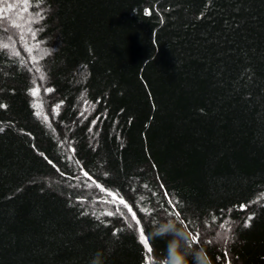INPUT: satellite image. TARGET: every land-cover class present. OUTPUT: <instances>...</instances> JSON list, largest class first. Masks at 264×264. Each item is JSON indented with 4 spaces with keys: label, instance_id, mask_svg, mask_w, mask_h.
<instances>
[{
    "label": "trees",
    "instance_id": "16d2710c",
    "mask_svg": "<svg viewBox=\"0 0 264 264\" xmlns=\"http://www.w3.org/2000/svg\"><path fill=\"white\" fill-rule=\"evenodd\" d=\"M0 8V264H157L174 205L211 264H264V0Z\"/></svg>",
    "mask_w": 264,
    "mask_h": 264
},
{
    "label": "clouds",
    "instance_id": "9594fccd",
    "mask_svg": "<svg viewBox=\"0 0 264 264\" xmlns=\"http://www.w3.org/2000/svg\"><path fill=\"white\" fill-rule=\"evenodd\" d=\"M182 225L175 217L161 220L153 227L152 238L166 239L165 255L157 264H211L203 248H193V234ZM93 264L100 262L97 259Z\"/></svg>",
    "mask_w": 264,
    "mask_h": 264
},
{
    "label": "snow or ice",
    "instance_id": "6c2138e0",
    "mask_svg": "<svg viewBox=\"0 0 264 264\" xmlns=\"http://www.w3.org/2000/svg\"><path fill=\"white\" fill-rule=\"evenodd\" d=\"M4 2H5V0H0V4H2ZM24 2L27 3V0H24ZM12 9H13V5L11 3L7 4V10L10 11ZM24 11L26 12L27 11V8H24ZM4 12H5V9L4 8H0V20H3V19L6 18L4 16ZM13 23H15V22H13ZM30 31L32 32L33 37H35L36 31H39V29H36V30H31L30 29ZM8 47H9V45L7 43H0V49H7ZM47 91L48 92H51L52 89L49 88V89H47ZM38 94H39V89L38 88L33 89L31 91V95L32 96H37ZM37 115H39V112H37ZM77 163H79V162L77 161ZM83 174H84V176L88 177L89 180H92V177L89 176L87 172H84ZM92 183L93 184H96L95 181H92ZM89 187H91V185H89ZM96 187L97 188H100V191L101 192H104L105 191V189L103 187H101V185H99V184H96ZM145 187H147V185H145ZM107 195L110 196V197H112V199L114 201L117 200L116 195L112 191H107ZM165 195H168V194L165 193ZM140 199L143 200V197H141ZM107 202L108 201H105V203H107ZM118 202H119V204L124 205V208H126L128 210V212L131 213V219L133 221H135L136 225H140V220L137 219L136 213L133 212L132 208L125 201V199L123 197H120L119 200H118ZM176 203H179V202H176ZM169 204H172V201L171 200H169ZM120 211L121 210L119 208H116L115 213L113 211H106V212L101 213L100 215L101 216H113L116 213H120ZM142 211H144L145 214L148 215V216H151L152 215V212L149 209H142ZM85 214H87V213H85ZM93 215L96 216V213H93ZM167 215L169 217H172L174 215L176 218H178L179 221H181L182 223H184V221L181 220V218H180V215H181L180 212L175 211V205L173 206V210L172 211L167 212ZM96 218L99 219L100 217L97 216ZM251 218L252 217H249L248 219L251 220ZM157 222H158L157 220L153 219V224H156ZM244 226L245 227H248L249 224L246 222ZM221 227L223 228V227H225V225L222 224ZM128 228L129 229L133 228V225L131 223H129L128 224ZM138 231H139V241H140V243L143 245V247H144V249L146 250L147 253H149V254L152 253L153 249L149 245V238H148V236H146L144 228L143 227H140L138 229ZM230 232H231V226H228L226 228V235L224 237L226 243H227V241L229 239H231V237L229 235H227V233H230ZM198 242H199V234L196 233V234L193 235V243H198ZM227 256H228V254L227 253H224V257L227 258ZM146 259H147V264H152V261H151V258L150 257H148ZM226 264H231V261L230 260H226Z\"/></svg>",
    "mask_w": 264,
    "mask_h": 264
},
{
    "label": "rangeland",
    "instance_id": "374dc122",
    "mask_svg": "<svg viewBox=\"0 0 264 264\" xmlns=\"http://www.w3.org/2000/svg\"><path fill=\"white\" fill-rule=\"evenodd\" d=\"M225 235L226 234H218L217 236H216V242H219L221 239H224V237H225Z\"/></svg>",
    "mask_w": 264,
    "mask_h": 264
}]
</instances>
